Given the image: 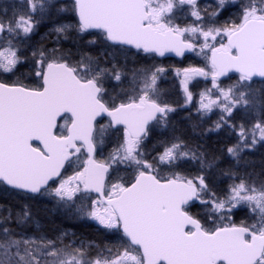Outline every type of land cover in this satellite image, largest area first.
Returning <instances> with one entry per match:
<instances>
[{
    "label": "snow or ice",
    "instance_id": "1",
    "mask_svg": "<svg viewBox=\"0 0 264 264\" xmlns=\"http://www.w3.org/2000/svg\"><path fill=\"white\" fill-rule=\"evenodd\" d=\"M229 3L217 0L216 8L207 12L198 0H71L77 23L53 20L50 31L67 38L73 29L89 35L96 30L99 35L89 44L101 39L137 54L202 56L205 67L177 69L185 103L193 99L191 80L211 79V88L200 93L197 110H220L207 131L231 128L238 141L226 151L239 163L245 149L264 142V89L258 96L251 87L253 77H264V0H246L238 22L218 24ZM51 9L57 14L69 10L57 0H20L10 15L8 7L0 9V75L15 76L30 63L21 75L34 78L31 86L19 77L0 78V184L53 197L78 218L122 233L124 242L115 251L107 248V255L97 252L91 257L92 242L65 244L66 233L56 240L26 236L11 227L9 213L0 217V264H264V180L240 176L230 168L222 174L232 182L217 189L212 170L220 157L209 156L180 136L160 141L162 150L149 158L145 141L150 125L166 129L169 114L176 111L161 99L157 85L166 70L135 69L129 90L121 88L106 100V81L119 86L126 78L115 63L101 66L99 58L85 53L73 64L60 49L42 45L25 55L23 45ZM182 12L192 18L183 26L176 23ZM233 71L239 73L238 81L222 87L220 78ZM238 109L250 115L259 111L251 127L242 123L237 130L230 122ZM105 115L109 122L97 128V118ZM58 117L63 124L58 125ZM57 127L62 131H55ZM121 127L118 147L106 159H95L107 131L120 132ZM83 151L87 158L79 163ZM73 158L77 166L65 176ZM190 162L199 165L195 175L185 170ZM120 165L131 169V175L112 179L110 170ZM197 205L202 215L191 212ZM245 207L249 217L234 222L235 210ZM29 219L25 205L15 222L21 225Z\"/></svg>",
    "mask_w": 264,
    "mask_h": 264
},
{
    "label": "trees",
    "instance_id": "2",
    "mask_svg": "<svg viewBox=\"0 0 264 264\" xmlns=\"http://www.w3.org/2000/svg\"><path fill=\"white\" fill-rule=\"evenodd\" d=\"M240 8L241 7L238 2H236V4L234 5L227 6L226 10L222 11L218 16L217 23L223 24L226 21L238 22ZM66 22L73 24L71 19ZM41 29H43V27ZM93 34L99 35L96 32H93ZM87 35L88 37L92 36L88 33ZM71 47L72 50L75 49L74 53L72 52L71 55L78 56V43L72 42ZM96 50L97 44L88 46V49L86 47V53L88 55L97 57L100 60L102 57H100L98 51ZM105 54L110 58L115 55L107 51L106 53H104V56H106ZM19 70L21 69L19 68ZM28 71L29 68L26 69L24 73ZM25 77L28 78V81L24 83L30 86L34 84V78L32 76ZM236 77L237 75H230L225 80L233 79ZM251 86H253L254 91L259 96L260 90L264 89V80H253ZM171 105L176 109V111L169 114L168 127L166 129H161L154 125L151 126L152 132L150 133V137L145 141V151L150 154L149 158H151V156H154L157 151L162 150V148L160 147V141L169 140L173 136H180L190 146H198L199 150L208 153L209 156L220 157L217 162L216 168L212 170L214 187H216L217 189H226L228 184L232 182V180L228 176L222 174L223 171L230 168L233 171H236L241 176L251 174V178L253 180H264V144L253 148L251 152L241 155V160L239 164H237V162H235V160H233L227 154L226 149L227 147L232 146V139L227 138V134L225 133L226 131L224 129L208 132L207 129L212 127V121L210 118H207L199 111H197L194 104H191V106H183V103L182 105H179L175 100L173 103H171ZM179 106H181V108H179ZM254 116H258V111L251 115L247 114L245 118L242 117L240 112H235L230 122L237 125L238 127L242 123L246 127H249V124L255 120ZM100 124H107V122L104 120H100L97 127ZM103 141L104 149H110V147L115 149L116 147H118L119 143L122 142V136L116 133L114 130L109 129L105 134ZM99 160H101V158H99ZM198 167V164L190 162L189 165L185 166V170L188 173L195 175L197 174ZM164 175H166V173ZM128 177L129 176L124 175L125 179H127ZM0 187L2 188V192H0V217H6L9 215V213H11V227H14V225H16V215L23 209L20 200H24L26 198H34L35 196H29L20 192L9 190L2 184H0ZM15 198H17L18 200H16ZM29 211L30 223L27 224V230L31 236L40 237V235H42L47 237L48 239L56 240L57 237L66 233V235H64L63 237V241L65 244L71 243L73 241L77 245L80 241L92 242V247L89 249V252L100 250L105 251L107 250V248H112L113 250H115L119 248L118 246L124 242L122 234L118 231L113 233H106L104 230L99 229L90 223L74 222L67 216L64 217L57 212H53V210H51L47 204L37 205L36 203H30ZM5 212H7V215L5 214ZM191 212L193 214L201 212L202 215V211L199 205H197L196 207H192ZM244 219H247V217L242 211L236 212L233 216V220L236 223H239ZM206 226L209 225L206 223Z\"/></svg>",
    "mask_w": 264,
    "mask_h": 264
},
{
    "label": "rangeland",
    "instance_id": "3",
    "mask_svg": "<svg viewBox=\"0 0 264 264\" xmlns=\"http://www.w3.org/2000/svg\"><path fill=\"white\" fill-rule=\"evenodd\" d=\"M236 2H238L239 5H240V7H241L242 4L246 2V0H230V3L227 6L234 5V4H236ZM14 3L18 5L20 3V0H0V9H2L4 7H8L9 8V15H10L11 14V8H12V5ZM198 3H199V6H200V8L202 10H206L207 12H211L213 9L216 8L217 0H198ZM57 4L58 5L63 4V5H65L68 8L69 5L71 4V0H57ZM68 16L70 17V14L67 11H65L63 13L57 14L55 9H51V10H49V12L47 13V15L45 16V19H43L40 24H46V22H47L50 25H52V28H53V26H54L53 20H55L58 23H64V24H66V22H63L62 20L63 19L64 20H67L69 18ZM191 21H192V18L190 16H188L186 13H183V12L182 13H179L177 15V18H176V23L180 24L181 26H183L185 24H188ZM95 37H98V35L97 34H93L92 36H89V37L87 35V44H86L87 49H88V46L93 45V44H89L88 41L91 40V39H93V38H95ZM63 38H64V36H62V40H63ZM56 41L58 42V40H56ZM95 44H97V50L96 51H98L100 57H102L99 60L101 65H105V67H109L110 68L113 63H116V61L113 58H110L107 55L104 56V53L106 52L104 50H108V49H107L106 44L101 39H98L97 40V43H95ZM103 57H105V58H103ZM65 58L68 60L69 63H73V64L75 62H77V61L80 60L79 59L80 57L77 56V55L75 57H72V56H69V55H66L65 54ZM72 60H74V62H72ZM121 64H122V61L119 63V65H121ZM130 68H131L130 65H127V68H122L125 71V73H126V78H125L123 84L130 85L133 70L140 69V68H134V69L131 70ZM20 69L21 70H19L16 73L15 76H13L12 74H3V75H0V78H4V79H7L8 81H12V80H15L17 77H19L24 82H27L28 81V78L25 77L24 75H21V74L24 73L26 71V69H28V68H20ZM162 76H163V74L160 77L162 78ZM238 79H239V76H237L236 78H233V79H228V80H225L224 79V80H221V86L227 88L228 86H230L232 84H235L238 81ZM159 81H160V78L157 81V85L159 84ZM112 85H116V83L113 80H108L105 83V86H107V87H111ZM188 87H189V90L190 91H191V89L196 90L195 93H192L193 94L192 101H194V94H196L197 95V98L195 99V101L193 103L196 106V109H198V107H199V101H200V93L202 91H204L206 88H211V79L210 78H207L206 79L204 77H197V78H195V79H193V80H191L189 82ZM251 87L254 90L253 86H251ZM181 94H182V100H183L182 103H183V106H191V102L192 101L189 102V103H187V104L185 103L186 98H185V94H184L182 88H181ZM235 112H240L243 118H245V116L247 114H249V113H246L243 109H238ZM202 115L206 116L207 118H210L211 121H212V126H213L214 122L219 119L220 110L218 108H216V109H213L212 112L207 113V114H202ZM258 115H259V111H258ZM253 123H255V120L252 121L249 124V127H251V125ZM61 124H63V123L61 122ZM238 128L239 127L237 126V130H238ZM221 129H224L226 131L225 133L227 134L226 135L227 138L228 139H232V145H235L237 143V141H238V137H237L236 133L232 129H230L227 125H225ZM60 131H62V129H60ZM249 142H250V138H249ZM261 144H264V142L258 143L255 147H257V146H259ZM252 149H245L241 153V155H244L245 153L251 152ZM113 150L114 149L112 147H110V149H108V148L107 149H104V141H103L102 144H98L95 158L97 160H99V158H101V160L102 159H106ZM83 159H86V155H85L84 151H83V154H82V159H81V161L79 163H82V160ZM237 164H239V163H237ZM76 166H77V162L75 161V158H74L73 159L72 166H68L67 165V167H66V169L64 171V175L65 176L72 175L73 174V170H74V168ZM165 173L166 172L162 171L161 172V175H164ZM124 175L130 176L131 175V169H128V168H126L123 165H120V166H118V168H114L113 170H110V177L112 179H115L117 176L124 177ZM53 186H55V185H53ZM0 192H2V188L1 187H0ZM11 198H12V196H11ZM15 199L18 200L17 198H15ZM20 202H21V206L23 207V209H24L25 205L27 206L28 211L30 209V203H34V204L36 203L37 205H39V204L46 205L47 204L49 206V208L51 210H53V212H57L58 214H60L61 216H64V217L67 216L70 220H72L74 222H87V223H90V224L96 226L97 228L104 230L106 233L116 232V230H112V231L105 230V229L101 228L99 225H97L94 221H91V220H88V219L78 218L75 215L74 212H70L69 210L63 208L61 205H58L56 199L53 198V197H49V196H46V195L45 196L39 195V196H36L34 198H26L24 200H20ZM238 211H242L246 215L247 218L249 217V213H248L246 207L243 210H240V209L235 210V213L238 212ZM0 214H1V212H0ZM5 214L7 215V212H5ZM29 220L25 224H21V225L16 224V225H14L13 228L18 233L22 232L26 236H31L28 233V230H27V224L30 223ZM249 222H251V221H249ZM40 236H42V235H40ZM120 246H121V244L118 247H120ZM115 250H113V251H115ZM97 252H103L104 255H107L108 254L107 253V250H105V251L104 250H100V251H92V252H90V256L91 257H95L96 254H97Z\"/></svg>",
    "mask_w": 264,
    "mask_h": 264
},
{
    "label": "flooded vegetation",
    "instance_id": "4",
    "mask_svg": "<svg viewBox=\"0 0 264 264\" xmlns=\"http://www.w3.org/2000/svg\"><path fill=\"white\" fill-rule=\"evenodd\" d=\"M71 5V4H70ZM69 5V12L70 17L67 20H62L63 22L68 21L69 19L72 20L73 24L77 23V19L70 11L71 6ZM67 24H70L66 22ZM43 27V29H41ZM52 29V25L46 22V24H39L36 27L35 32L31 35V37L25 42L23 45L25 55L30 56L31 52L34 48H38L41 45L46 49H53L58 48L60 49L64 54L72 56V52L74 53V50H72V42L78 43L79 49H78V56L81 58L82 54L86 53V35L87 33L80 34L77 33L74 29L70 30L66 35L67 38H63L62 36H57L56 33L50 31ZM98 33V32H96ZM57 38H56V37ZM58 40V42L56 41ZM107 46V45H106ZM108 50H104L107 52H110L111 54H115L112 58L116 61V65H118L121 68H127V65H130V69L134 68H154V67H163L166 71L163 73L162 78L160 77V81L158 84V88L160 90V96L161 99L164 102H167L171 105L175 100L179 105H182V94H181V84L180 80L182 79V76L177 75V69H184L187 67H205L207 62L202 56H197L195 53L186 54L180 58L175 57H159L155 54H143V53H136V50L133 48H120V47H113V46H107ZM72 50V51H71ZM106 53V52H105ZM106 55V54H105ZM75 57V56H72ZM79 58V59H80ZM122 61V64L119 65V63ZM74 62V60H72ZM30 63H25L20 68H30ZM102 66V65H101ZM114 81V80H113ZM115 82V81H114ZM116 83V82H115ZM108 89V95L105 97L106 100H111L113 96H116L121 93V88L124 90H129L130 85L128 84H122L120 86L112 85L111 87H107ZM191 89V88H190ZM192 93H195L196 90L191 89ZM197 98V95L194 94V101ZM192 101L191 104H194ZM119 103V100L116 101ZM172 106V105H171ZM181 108V106H179ZM67 118L70 119L68 115H64ZM100 120H104L107 123L109 120L107 118H102L97 120L98 122ZM64 123V119L60 118L58 121V125ZM98 125V123H97ZM96 125V126H97ZM152 125H150L151 127ZM98 128V127H97ZM114 130V129H112ZM56 131L59 133L60 128L57 127ZM115 131V130H114ZM116 132V131H115ZM122 136V127L120 132H116Z\"/></svg>",
    "mask_w": 264,
    "mask_h": 264
},
{
    "label": "water",
    "instance_id": "5",
    "mask_svg": "<svg viewBox=\"0 0 264 264\" xmlns=\"http://www.w3.org/2000/svg\"><path fill=\"white\" fill-rule=\"evenodd\" d=\"M95 31H96V30H92V32H95ZM186 54H190V52H186L184 55H186ZM157 56H158V55H157ZM169 56H171V57H175V58H180V57L176 56L174 53H166L164 56H159V57H169ZM232 74H235V75H238V76H239V73H236V72H234V71L228 73L227 76L232 75ZM227 76H225V77H221L220 80L226 78ZM253 79H256V80H263L264 77L255 76V77H253ZM63 115H68V116L70 117V114H63ZM60 118H61V117H58L57 120L59 121ZM103 118H107L108 120L110 119V118L107 117L106 115H105ZM99 119H102V118L98 117L97 120H99ZM55 130H56V129H55ZM34 143H38V142H34ZM85 154H86V158H87V152H86V151H85ZM94 158H95V153H94ZM66 165H67V164H66ZM65 167H66V166H65ZM3 186H4V185H3ZM5 187L8 188V189H10V190H13V191L21 192V191H19V190L11 189V188H9V187H7V186H5ZM21 193H23V192H21ZM25 194H26V193H25ZM29 195H32V194H29ZM33 196H38V195H33Z\"/></svg>",
    "mask_w": 264,
    "mask_h": 264
}]
</instances>
